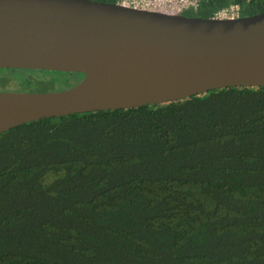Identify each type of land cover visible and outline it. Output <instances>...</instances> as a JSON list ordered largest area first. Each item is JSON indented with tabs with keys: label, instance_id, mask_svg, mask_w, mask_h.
I'll return each mask as SVG.
<instances>
[{
	"label": "trees",
	"instance_id": "obj_1",
	"mask_svg": "<svg viewBox=\"0 0 264 264\" xmlns=\"http://www.w3.org/2000/svg\"><path fill=\"white\" fill-rule=\"evenodd\" d=\"M232 6L264 12L183 15ZM0 264H264V87L0 135Z\"/></svg>",
	"mask_w": 264,
	"mask_h": 264
},
{
	"label": "water",
	"instance_id": "obj_2",
	"mask_svg": "<svg viewBox=\"0 0 264 264\" xmlns=\"http://www.w3.org/2000/svg\"><path fill=\"white\" fill-rule=\"evenodd\" d=\"M82 75L74 88L0 94V133L48 118L264 87V12L200 18L96 0H0V69Z\"/></svg>",
	"mask_w": 264,
	"mask_h": 264
},
{
	"label": "rangeland",
	"instance_id": "obj_3",
	"mask_svg": "<svg viewBox=\"0 0 264 264\" xmlns=\"http://www.w3.org/2000/svg\"><path fill=\"white\" fill-rule=\"evenodd\" d=\"M82 79L77 73L63 74L49 71H2L0 70V84L28 85L32 89L42 91H64L71 89Z\"/></svg>",
	"mask_w": 264,
	"mask_h": 264
},
{
	"label": "built area",
	"instance_id": "obj_4",
	"mask_svg": "<svg viewBox=\"0 0 264 264\" xmlns=\"http://www.w3.org/2000/svg\"><path fill=\"white\" fill-rule=\"evenodd\" d=\"M204 1L207 0H118L117 4L136 10L183 14L186 10L197 8ZM237 17H240L238 7L232 6L220 12L215 18Z\"/></svg>",
	"mask_w": 264,
	"mask_h": 264
},
{
	"label": "flooded vegetation",
	"instance_id": "obj_5",
	"mask_svg": "<svg viewBox=\"0 0 264 264\" xmlns=\"http://www.w3.org/2000/svg\"><path fill=\"white\" fill-rule=\"evenodd\" d=\"M0 70H2V71H35V72L47 71V70L9 69V68L0 69ZM49 72L57 73L56 71H49ZM58 73H63V72H58ZM63 74H70V73H63ZM81 80L76 84V86L81 82ZM28 87H30V86H28V85H20V84H2V85L0 84V94H3V93H10V94H43V93L60 92V91H42L40 89H32V88H28ZM20 127H21V125L17 126V127H14V128H12V129H10L8 131H5L3 133H0V135H3L4 133H7V132L13 131V130H18L19 131Z\"/></svg>",
	"mask_w": 264,
	"mask_h": 264
}]
</instances>
